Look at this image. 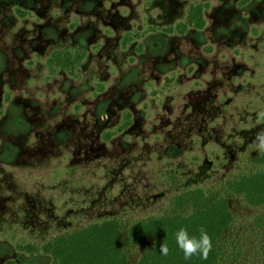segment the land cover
I'll use <instances>...</instances> for the list:
<instances>
[{
    "label": "rangeland",
    "instance_id": "1",
    "mask_svg": "<svg viewBox=\"0 0 264 264\" xmlns=\"http://www.w3.org/2000/svg\"><path fill=\"white\" fill-rule=\"evenodd\" d=\"M243 1L0 0V264H51L18 248L112 219L138 264L155 241L128 229L190 214L193 190L233 214L219 264L261 263L264 205L226 190L263 154L264 0Z\"/></svg>",
    "mask_w": 264,
    "mask_h": 264
},
{
    "label": "trees",
    "instance_id": "2",
    "mask_svg": "<svg viewBox=\"0 0 264 264\" xmlns=\"http://www.w3.org/2000/svg\"><path fill=\"white\" fill-rule=\"evenodd\" d=\"M204 25L202 7L193 6L189 10L186 24L179 28V32L183 34L187 27L202 30ZM81 57L77 55L74 62L79 63ZM71 61L70 58H64L58 63L64 70ZM257 162L259 172L243 175L226 185L227 192L241 197L252 207L264 205V153ZM177 204L189 209L191 213L149 219L128 229L127 238L132 246L141 244L148 237L155 241L152 249L144 252L138 264H219L223 255V235L233 223V214L227 200L223 197L210 199L202 191L193 190L180 196ZM201 227L212 239V250L206 260L199 256L185 260L176 244L175 234L180 228H186L190 236L198 238ZM122 234L121 222L112 219L55 237L41 248L25 246L18 249L30 255H48L52 259L51 264H127V257L120 245ZM164 240L170 249L168 256L159 252V246ZM260 264H264V258Z\"/></svg>",
    "mask_w": 264,
    "mask_h": 264
},
{
    "label": "clouds",
    "instance_id": "3",
    "mask_svg": "<svg viewBox=\"0 0 264 264\" xmlns=\"http://www.w3.org/2000/svg\"><path fill=\"white\" fill-rule=\"evenodd\" d=\"M256 119L257 122L264 121V111L257 113ZM252 143L258 152L264 153V128L255 133ZM256 171L259 172L260 169ZM199 231L198 238L190 236L186 228H180L175 234L176 244L183 253L185 260H191L194 256L206 260L212 250V239L207 231L203 227ZM159 252L163 256L169 255L170 249L166 240L160 244Z\"/></svg>",
    "mask_w": 264,
    "mask_h": 264
}]
</instances>
